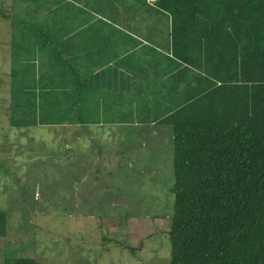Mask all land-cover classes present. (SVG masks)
<instances>
[{
  "label": "trees",
  "instance_id": "1",
  "mask_svg": "<svg viewBox=\"0 0 264 264\" xmlns=\"http://www.w3.org/2000/svg\"><path fill=\"white\" fill-rule=\"evenodd\" d=\"M105 1L108 13H103L105 6L98 7L104 21L119 22L123 8L124 20L133 13L141 26L155 28L140 35L150 42L154 36L152 42L160 48L149 55L156 64L155 78L162 75L171 80L154 96H146L154 121H141L172 129L169 264H264V0ZM48 2L47 19L40 24L25 23L38 40L35 43L42 52L38 55L46 57L42 73H31V77L27 69L36 65L20 61L16 77L19 74L24 80L30 94L29 90L38 87L36 77H43V69L53 70L61 98L70 93L65 89L66 77L77 95L66 103V112L57 113L55 108L65 103L55 100L56 95L50 99L39 94L46 99H38L31 93L41 111L57 113L58 120L45 117L33 124V117L19 125L75 126L78 122L83 127L94 123L98 114H84L75 103L84 94L75 83L80 79L76 70L80 61L90 64L93 59L89 56L83 60L78 49L83 44L64 45L57 36L65 37L73 26H84L89 13L82 0H77L79 6L67 0ZM22 24L16 22L18 27ZM64 51L67 59L58 56ZM20 52L29 58L28 46ZM51 53L58 56L56 66ZM165 57L177 71L167 63L160 69ZM145 68L140 65V70ZM33 78L35 83L30 86L28 80ZM74 85L78 89L74 90ZM0 169L6 170L1 165ZM6 230L7 214L0 211V238L6 237ZM3 264L37 262L27 257L6 258Z\"/></svg>",
  "mask_w": 264,
  "mask_h": 264
},
{
  "label": "rangeland",
  "instance_id": "2",
  "mask_svg": "<svg viewBox=\"0 0 264 264\" xmlns=\"http://www.w3.org/2000/svg\"><path fill=\"white\" fill-rule=\"evenodd\" d=\"M48 1L0 0V165L6 169H0V211L7 214L0 264L24 257L37 264H169L174 180L170 127L140 121L116 130L94 124L84 129L19 125L33 117V124L45 117L57 119L77 95L66 77L68 96L65 92L61 98V92L52 97L58 94L55 100L65 105L47 115L31 95L37 87L29 94L24 80L16 77L21 62L36 65L27 69L31 77L42 73L44 56L36 59L42 52L25 23L47 19ZM25 46L27 60L20 52ZM44 77L40 87L57 86ZM33 82L35 78L28 80L30 86ZM97 97L95 91H85L81 99ZM122 110L125 118L131 116V108ZM138 118L152 115L140 113Z\"/></svg>",
  "mask_w": 264,
  "mask_h": 264
},
{
  "label": "crops",
  "instance_id": "3",
  "mask_svg": "<svg viewBox=\"0 0 264 264\" xmlns=\"http://www.w3.org/2000/svg\"><path fill=\"white\" fill-rule=\"evenodd\" d=\"M72 1L75 2L76 6H79L80 3H77V0H67L69 3ZM82 1V5H84L85 10L89 13L85 18L84 26H73L70 33H67L65 37H60V42L62 41L64 45L67 42L74 45L83 44L82 47L80 45L78 48L80 49L79 52H82L81 57L85 60L86 57L90 56L93 61L90 64H87L85 61H80V65H77L79 69L76 70L80 74V79L76 80L75 83L79 85V89L84 90L83 92L95 91L100 98L97 97V100L81 99L75 103L80 108V112L82 111L84 114H89L90 112L98 114V118H94V123L89 122V124H94V127L99 129L116 130L119 126H123V124L127 127L131 122L135 124L140 121L141 123L144 118H138V114L153 113L149 111L151 104L146 96H154L156 91H159L163 85H168L171 81L167 78L168 76L159 75L160 77L158 79L155 78L157 76L156 64L149 59V55L155 50L160 51V48L156 43L152 42L154 36H152L150 42L140 35L148 34L150 30L154 32L155 28L151 29L149 26H141V23L133 16V13H131L132 15L127 14L126 20H124L122 18L124 16L123 8L119 12V22L112 23L104 21L103 18L105 16L99 12L98 7L103 8L105 6V0ZM148 3H150L149 0ZM49 9L50 6L45 9L46 14H49ZM103 13H108L106 6L103 9ZM81 34L83 35L82 37L80 36ZM146 48H149V50H146ZM70 49L68 48L67 50ZM64 53L66 51L61 52L60 55L57 53V55L61 58L66 57L67 59L68 56ZM151 55L153 56V53ZM58 56L53 57V53L51 54L55 66ZM39 57L38 55L36 59ZM35 61L36 64L39 62V60ZM45 62L46 59L43 57L41 64L43 65ZM163 62L160 63V69L161 67L165 69L167 64H172L173 71L178 70L177 68L174 69V64L171 63L172 61L169 57L167 59L165 57ZM140 65L146 66V68L140 70ZM168 72L166 71L169 75L171 71L169 70ZM55 76L56 74L54 72L52 74H46L44 72L43 74V77L48 82L55 81ZM43 77H36L40 80L37 87L38 99L45 98L48 94L52 98L57 93V86L54 88L50 86L40 87ZM78 88L74 85V90ZM39 94H43L45 97ZM56 97L58 98L59 95L57 94ZM122 99L126 100V105L123 104ZM126 107L131 108V111L128 112L131 116L127 115V118L124 117L125 112L122 110V108ZM146 119L154 121L152 118ZM74 125V129H84L85 127H82L78 122ZM65 126L70 125L67 124ZM145 130H148V128Z\"/></svg>",
  "mask_w": 264,
  "mask_h": 264
}]
</instances>
